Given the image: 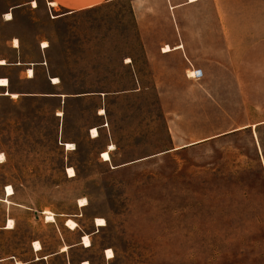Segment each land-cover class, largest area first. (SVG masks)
I'll list each match as a JSON object with an SVG mask.
<instances>
[{"label":"rangeland","instance_id":"374dc122","mask_svg":"<svg viewBox=\"0 0 264 264\" xmlns=\"http://www.w3.org/2000/svg\"><path fill=\"white\" fill-rule=\"evenodd\" d=\"M8 3L0 0V13ZM214 4L203 0L209 18ZM219 4L234 40L252 52L239 58L250 64L243 87L234 80L211 95L150 71L139 90L124 62L139 52L128 5L47 10L39 22L23 12L15 25L0 23V49L18 33L33 55L46 38L56 92L69 95L0 100V198L8 186L15 192V204L0 200V264H264V0ZM8 217L14 229L3 226ZM97 218L106 225L97 227ZM38 240L43 255L61 253L37 261Z\"/></svg>","mask_w":264,"mask_h":264},{"label":"crops","instance_id":"0c3cea01","mask_svg":"<svg viewBox=\"0 0 264 264\" xmlns=\"http://www.w3.org/2000/svg\"><path fill=\"white\" fill-rule=\"evenodd\" d=\"M212 1L216 4L209 18L205 15L206 8L203 7V0H9L6 8L0 13V23L15 25L17 16L23 12L29 14L33 22H39L43 21L47 10L52 13L64 11L65 15H69L102 7L109 9L128 5L135 26L134 30L139 33L137 41L139 52L136 55L128 54L124 62L133 69L139 81V90L142 89L140 76L143 72L150 71L156 80L173 79L175 76L178 80L190 81L193 85L202 87L208 95H211L213 89L220 86H232L234 80L237 81V86L243 87L241 73L249 70L250 64L244 63L239 58H243L244 55L247 57L252 52L251 44L247 41L234 40L230 14L223 6H220V0ZM197 9L200 10L201 17L197 21L189 20V12ZM9 14L12 15L11 18L8 17ZM65 15L58 18H63ZM212 19L213 25L210 22ZM45 20L47 21V17ZM189 35L192 36L191 40ZM45 42L46 38L40 37L35 45V53L32 55L27 52V45L21 34L12 33L2 41L0 100L2 98L18 99L22 96L60 98L69 96L56 92L60 82L55 83L53 80L55 77L50 75L49 47H45ZM167 46L169 50L165 49ZM143 61L151 67L143 70L137 66L136 69V65L143 64ZM192 68L202 70L203 77L200 80L187 77V71ZM227 76L230 78V84H221L219 81ZM4 79L9 81L7 86L2 85L1 81ZM23 82L28 83L31 90H26L22 85ZM14 94L19 97L13 98ZM161 94L165 93L161 92ZM6 190L2 191L3 196L0 200L8 205L15 204L7 196ZM9 217L4 219L3 226H7ZM32 248L37 261L61 253L60 250L43 255L44 248L37 251L34 244Z\"/></svg>","mask_w":264,"mask_h":264},{"label":"bare ground","instance_id":"6f19581e","mask_svg":"<svg viewBox=\"0 0 264 264\" xmlns=\"http://www.w3.org/2000/svg\"><path fill=\"white\" fill-rule=\"evenodd\" d=\"M190 1H196V0H190ZM34 5L36 6V2L34 3ZM8 17L11 18L12 15L9 14ZM16 43H18V42H16ZM44 44H45V47H48V46H49V44L46 43V42H45ZM165 49H166V50H169V47L167 46ZM30 74L32 75V72H30ZM1 82H2V85H4V86H7V85L9 84V81H8L7 79L2 80ZM54 82H55V83H58V82H59V79H58V78H54ZM13 97H18V96H17L16 94H14ZM101 113H104V110H102ZM60 114H61V113H60ZM91 134H92V137H93V138H97V137L99 136V131H98V129H97V128H93L92 131H91ZM65 147H66L67 150H74V149H75V145H74L73 143H65ZM0 161H1L2 163L5 162V156H4L3 153H0ZM67 173H68L69 177H74V176L76 175L75 170H74L73 168H70V167L68 168ZM6 192H7V196H8V197L13 196L14 193H15V192H14V189H13L11 186H8V187H7ZM6 201H7V202H10V201H8V200H6ZM79 205H80L81 207L86 206V205H87V201H86V199H85V198L80 199V200H79ZM45 213L48 214V215H47V219H48V221H55V215H54L53 213L48 212V211H45ZM96 225H97V227L105 226V225H106V221H105V219H103V218H97V219H96ZM66 226H67L69 229H71V230H76V229L78 228V223H77L76 221H74L73 219H67V220H66ZM6 228H7V229H14V221H13V219H10V220H9V223H8V225L6 226ZM82 240H83L82 244H83L85 247L89 248V247L92 246L91 238H90L89 235H85V236L82 238ZM34 247H35V249H36L37 251H39V250H41V249L43 248V247H42V244H41L40 242H38V241H36V242L34 243ZM67 250H68V246L63 247V249H62L63 252H65V251H67ZM106 254H107L108 258H112V257L114 256V252H113L111 249H108ZM19 264H20V263H19ZM84 264H90V263L86 261V262H84Z\"/></svg>","mask_w":264,"mask_h":264},{"label":"built area","instance_id":"2783aa9c","mask_svg":"<svg viewBox=\"0 0 264 264\" xmlns=\"http://www.w3.org/2000/svg\"><path fill=\"white\" fill-rule=\"evenodd\" d=\"M186 75L190 79L200 80L203 77V72L201 69H194L193 68V69H190L189 71H187ZM46 220L48 221L47 216H46ZM52 222H55V221H52ZM106 253H107V251H106ZM106 258L109 259L107 254H106Z\"/></svg>","mask_w":264,"mask_h":264}]
</instances>
